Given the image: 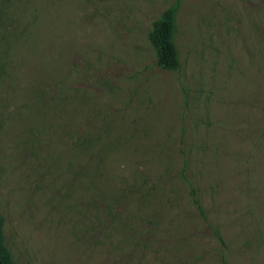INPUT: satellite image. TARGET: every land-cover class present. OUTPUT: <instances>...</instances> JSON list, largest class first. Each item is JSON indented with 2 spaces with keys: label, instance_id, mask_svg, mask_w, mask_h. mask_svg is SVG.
Listing matches in <instances>:
<instances>
[{
  "label": "rangeland",
  "instance_id": "obj_1",
  "mask_svg": "<svg viewBox=\"0 0 264 264\" xmlns=\"http://www.w3.org/2000/svg\"><path fill=\"white\" fill-rule=\"evenodd\" d=\"M0 218L9 264H264V0H0Z\"/></svg>",
  "mask_w": 264,
  "mask_h": 264
},
{
  "label": "trees",
  "instance_id": "obj_2",
  "mask_svg": "<svg viewBox=\"0 0 264 264\" xmlns=\"http://www.w3.org/2000/svg\"><path fill=\"white\" fill-rule=\"evenodd\" d=\"M176 6L168 8L162 16L155 20L151 39L157 49V65L169 71L179 69L180 62L176 45L173 41L175 32ZM2 222L0 218V264H9L8 253L3 244ZM218 240L224 245L223 239L217 233Z\"/></svg>",
  "mask_w": 264,
  "mask_h": 264
}]
</instances>
